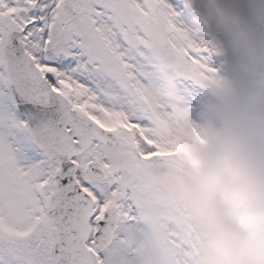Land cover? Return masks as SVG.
I'll return each mask as SVG.
<instances>
[{
  "label": "snow or ice",
  "instance_id": "6c2138e0",
  "mask_svg": "<svg viewBox=\"0 0 264 264\" xmlns=\"http://www.w3.org/2000/svg\"><path fill=\"white\" fill-rule=\"evenodd\" d=\"M183 0H0V264H196L146 85L217 72Z\"/></svg>",
  "mask_w": 264,
  "mask_h": 264
},
{
  "label": "clouds",
  "instance_id": "9594fccd",
  "mask_svg": "<svg viewBox=\"0 0 264 264\" xmlns=\"http://www.w3.org/2000/svg\"><path fill=\"white\" fill-rule=\"evenodd\" d=\"M194 41L214 42L227 73L201 84L195 112L176 82V59L153 53L146 85L150 135L168 144L161 162L196 264H264V0H183Z\"/></svg>",
  "mask_w": 264,
  "mask_h": 264
},
{
  "label": "rangeland",
  "instance_id": "374dc122",
  "mask_svg": "<svg viewBox=\"0 0 264 264\" xmlns=\"http://www.w3.org/2000/svg\"><path fill=\"white\" fill-rule=\"evenodd\" d=\"M180 20L181 23L186 28L190 26V22L187 14L182 13L180 16ZM209 63L213 68L217 69V73H221V74L227 73V63L225 61V57L221 56L220 54L210 58ZM176 82H177V87L179 88L182 96L184 97L186 104H188L195 112V110L198 109L199 104L201 102L203 96V89L199 86H194L190 84L188 81L183 79L176 78Z\"/></svg>",
  "mask_w": 264,
  "mask_h": 264
}]
</instances>
